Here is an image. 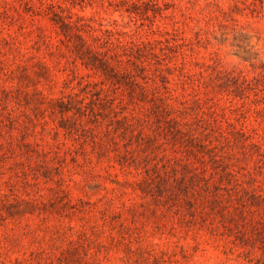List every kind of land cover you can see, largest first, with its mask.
<instances>
[{
    "label": "rangeland",
    "instance_id": "374dc122",
    "mask_svg": "<svg viewBox=\"0 0 264 264\" xmlns=\"http://www.w3.org/2000/svg\"><path fill=\"white\" fill-rule=\"evenodd\" d=\"M0 264H264V0H0Z\"/></svg>",
    "mask_w": 264,
    "mask_h": 264
}]
</instances>
